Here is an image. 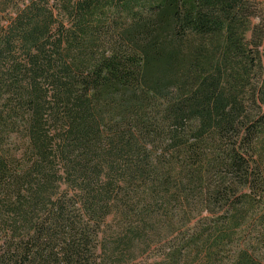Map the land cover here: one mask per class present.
I'll return each instance as SVG.
<instances>
[{"label":"trees","instance_id":"16d2710c","mask_svg":"<svg viewBox=\"0 0 264 264\" xmlns=\"http://www.w3.org/2000/svg\"><path fill=\"white\" fill-rule=\"evenodd\" d=\"M0 264H264L259 0H0Z\"/></svg>","mask_w":264,"mask_h":264},{"label":"rangeland","instance_id":"374dc122","mask_svg":"<svg viewBox=\"0 0 264 264\" xmlns=\"http://www.w3.org/2000/svg\"><path fill=\"white\" fill-rule=\"evenodd\" d=\"M260 4H261V8L264 9V0H259Z\"/></svg>","mask_w":264,"mask_h":264}]
</instances>
